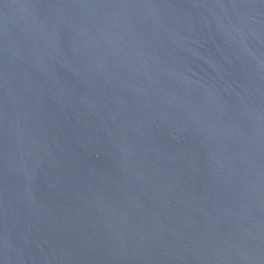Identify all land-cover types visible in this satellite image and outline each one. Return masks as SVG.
Returning a JSON list of instances; mask_svg holds the SVG:
<instances>
[{
  "label": "water",
  "instance_id": "obj_1",
  "mask_svg": "<svg viewBox=\"0 0 264 264\" xmlns=\"http://www.w3.org/2000/svg\"><path fill=\"white\" fill-rule=\"evenodd\" d=\"M0 264H264V0H0Z\"/></svg>",
  "mask_w": 264,
  "mask_h": 264
}]
</instances>
